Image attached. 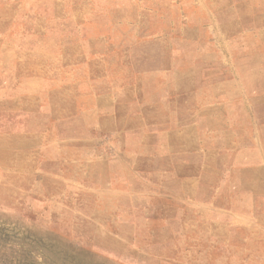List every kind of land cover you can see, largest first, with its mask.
<instances>
[{
  "label": "crops",
  "instance_id": "obj_1",
  "mask_svg": "<svg viewBox=\"0 0 264 264\" xmlns=\"http://www.w3.org/2000/svg\"><path fill=\"white\" fill-rule=\"evenodd\" d=\"M174 4L0 0V208L143 201L264 262V39Z\"/></svg>",
  "mask_w": 264,
  "mask_h": 264
},
{
  "label": "rangeland",
  "instance_id": "obj_2",
  "mask_svg": "<svg viewBox=\"0 0 264 264\" xmlns=\"http://www.w3.org/2000/svg\"><path fill=\"white\" fill-rule=\"evenodd\" d=\"M166 1L169 8L156 12L170 16L179 12L174 3H180L186 7L182 12L209 19L232 14L264 39V0ZM138 12L140 18L149 13ZM95 188L89 189L92 198ZM53 190L59 201L27 200L13 211L0 208V264H264L257 254L243 260L240 246L215 240L221 230H212L203 214L148 213L143 201L135 203L140 211L123 203L121 213H102L96 202L82 210L85 203L65 200V186Z\"/></svg>",
  "mask_w": 264,
  "mask_h": 264
}]
</instances>
